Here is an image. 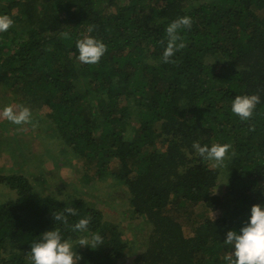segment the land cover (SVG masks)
I'll list each match as a JSON object with an SVG mask.
<instances>
[{
  "label": "trees",
  "instance_id": "obj_1",
  "mask_svg": "<svg viewBox=\"0 0 264 264\" xmlns=\"http://www.w3.org/2000/svg\"><path fill=\"white\" fill-rule=\"evenodd\" d=\"M5 15L2 97L30 105L46 145L30 153L0 105V149L13 157L0 173V264H32L31 243L52 227L76 239L71 225L86 215L103 243L75 245L78 264H225L226 230L264 203V0H0ZM183 15L184 47L164 62L165 29ZM86 35L106 45L98 63L77 59ZM252 93L260 102L241 120L231 101ZM194 141L229 144L225 167ZM44 156L78 163L94 189L122 188L121 204L89 207L66 173L40 185L29 170ZM65 207L76 214L55 221Z\"/></svg>",
  "mask_w": 264,
  "mask_h": 264
},
{
  "label": "clouds",
  "instance_id": "obj_2",
  "mask_svg": "<svg viewBox=\"0 0 264 264\" xmlns=\"http://www.w3.org/2000/svg\"><path fill=\"white\" fill-rule=\"evenodd\" d=\"M13 22L9 16H0V32H6ZM192 23L189 15L178 16L168 23L165 29L167 42L162 54L164 62H168L180 48L184 47L181 30L190 28ZM68 35L64 33L65 37ZM76 48L77 59L88 64L98 63L106 51L105 43L92 35L78 39ZM259 102L260 96L256 93L238 94L231 101V111L241 120H245L252 116ZM2 115L17 125L29 121L32 117L28 107L21 106L17 110L11 104L4 106ZM192 146L202 158L213 161L216 167H225L229 144L213 143L209 146L194 141ZM76 211L74 207H65L63 212L53 213V217L55 221L67 224V214L75 215ZM90 220V216H82L71 225L72 231L78 234L76 239L66 238L57 227L42 231L39 239L31 243L32 264H78L82 256L75 245L96 249L103 243V237L99 232H89ZM223 244L230 250L223 257L225 264H264V203H254L251 206L250 215L239 229L228 228L224 234Z\"/></svg>",
  "mask_w": 264,
  "mask_h": 264
},
{
  "label": "rangeland",
  "instance_id": "obj_3",
  "mask_svg": "<svg viewBox=\"0 0 264 264\" xmlns=\"http://www.w3.org/2000/svg\"><path fill=\"white\" fill-rule=\"evenodd\" d=\"M9 91L8 88H2L0 85V105H4L6 101H9L13 107L16 108V104L9 99H5L4 94H6ZM3 96V97H2ZM6 97V96H5ZM26 107H30V105H27ZM15 131L18 136H22V141H24V144L29 148V152L31 153H37L44 150L45 143L41 139V136L43 132L40 130V128L35 127L32 122L27 121L23 124L17 125L15 124ZM47 136V135H46ZM0 152L3 154V160L4 162H0V173L3 172L2 168L5 170L8 166H10L13 162V157L7 155V151L5 152V148L3 145H1ZM69 153L64 154L61 153L60 156H58L59 162L65 163L68 159ZM1 158V157H0ZM2 160V159H1ZM213 162V161H212ZM30 174L32 175L33 180H38L40 185L46 184V181L49 182L48 184L52 182V178H55L56 183H60L58 180V177H60L63 173H66V176H70L71 183L76 186L77 188V195L78 197L84 198L89 207H100L102 206L103 210H106L107 212H110V208L113 209V206L115 208V205L113 203H119L121 204V191L123 190L120 187H112L110 189L101 190V189H94L96 185L89 186L86 185L82 181V171L80 170V167L78 166V163H73V165H68L65 167V169H61L53 165V161L49 156H44L43 162H41L40 166L37 168H31L29 170ZM42 180H44V183L42 184ZM37 182V181H36ZM221 183V182H220ZM73 186V187H74ZM92 187V188H91ZM53 189V188H52ZM223 186H221L219 189H217V192L223 191ZM67 190H72L70 186H68ZM6 192V188L0 185V197ZM43 192L48 193L49 188L45 187L43 189ZM108 205H107V204ZM104 205V206H103ZM110 207V208H109ZM109 209V210H108ZM124 226L128 228V230L132 233L133 236L138 235V229L137 227H140V222L131 220L127 221V223H124ZM136 251H138V248L136 247Z\"/></svg>",
  "mask_w": 264,
  "mask_h": 264
}]
</instances>
